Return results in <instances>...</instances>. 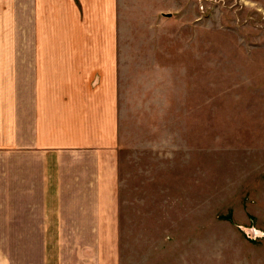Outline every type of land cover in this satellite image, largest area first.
I'll return each mask as SVG.
<instances>
[{"label": "rangeland", "instance_id": "obj_1", "mask_svg": "<svg viewBox=\"0 0 264 264\" xmlns=\"http://www.w3.org/2000/svg\"><path fill=\"white\" fill-rule=\"evenodd\" d=\"M116 264H264V0H120Z\"/></svg>", "mask_w": 264, "mask_h": 264}, {"label": "crops", "instance_id": "obj_2", "mask_svg": "<svg viewBox=\"0 0 264 264\" xmlns=\"http://www.w3.org/2000/svg\"><path fill=\"white\" fill-rule=\"evenodd\" d=\"M120 0H0V264H116Z\"/></svg>", "mask_w": 264, "mask_h": 264}]
</instances>
